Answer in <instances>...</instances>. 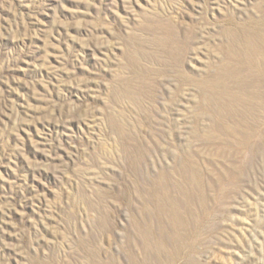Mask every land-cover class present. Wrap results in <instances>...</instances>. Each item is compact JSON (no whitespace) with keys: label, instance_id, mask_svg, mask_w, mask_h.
<instances>
[{"label":"rangeland","instance_id":"374dc122","mask_svg":"<svg viewBox=\"0 0 264 264\" xmlns=\"http://www.w3.org/2000/svg\"><path fill=\"white\" fill-rule=\"evenodd\" d=\"M263 20L264 0H0V264H155L134 222L157 233L145 213L166 194L199 228L175 264H264V99L245 118L257 156L234 177L222 131L246 99L240 30ZM174 102L177 132L159 123ZM187 162L203 185L189 201Z\"/></svg>","mask_w":264,"mask_h":264},{"label":"bare ground","instance_id":"6f19581e","mask_svg":"<svg viewBox=\"0 0 264 264\" xmlns=\"http://www.w3.org/2000/svg\"><path fill=\"white\" fill-rule=\"evenodd\" d=\"M260 22H262V21H260ZM257 24L258 23L256 22V30L254 32L252 30H250V28L248 29L247 26L246 27L243 26L240 30V31H242L241 37L245 42V52H244L245 64H244V68H245V70H247V73H248L246 76V79L248 81L246 82L244 80L246 82L244 89H246L247 91L248 90L250 91V89H253L255 91L250 92V94L249 93L247 94V91H246V96H245L246 99L236 98L234 101L235 104L230 105V108L228 106L229 109H228L227 113L233 117L234 116H236L237 118L240 117L239 123L237 121V125H235V127H231L232 125L231 126L224 125L222 127V129H223L222 131H224V133L228 137L232 138V139H230L231 140L230 141L231 146H234V148H236L237 151H240L239 152L240 157L237 158L235 160L234 165L231 166V168L233 167L232 171H229V170L226 171L225 170V173L229 177H234L235 175L237 176V174H240L244 171L242 164L240 165V163L243 162V160L249 161V162H254L255 158L257 156L256 152H257V147H258L257 143H258V139H259L258 138L259 134H258L256 128L249 125L247 120H246L247 122H245V118L254 119L256 117L255 116V111L257 109L255 107L256 100L264 99V29L257 28ZM250 26L255 27L254 25H250ZM198 34H199V36L197 37V45L195 46V49L199 48V46L201 47V45L205 42L203 40L205 31L203 29H200L198 31ZM238 36H240V35H238ZM242 39H240V40H242ZM171 42H172L171 39H168V41L165 42L164 46H166V48L169 49L170 58L173 59L175 61V63L178 64V66H181L180 64H181L182 56H183V49L181 47H175L174 45L172 46ZM238 52H240V51H238ZM232 54L235 57L237 56V54L234 52H232ZM230 74L232 76V72ZM180 77L182 78L183 81L184 80L187 82L190 81V77L186 76L185 74L180 75ZM237 77H239V76H237ZM240 84H241V82H240ZM205 92H206V89L204 87L203 93H205ZM204 100H206V96L204 97ZM207 104H208V102H207ZM174 105L176 106L177 102L172 103V105H170V106H168L166 104V106H168V107L165 108V110H166L165 115L162 116V118L159 120V123L166 130L177 132L182 123H181V119L179 118L180 112L178 113V108L177 107L175 108ZM224 106H226V105H224ZM263 106L264 105H262V107ZM224 109H222V111L220 110V115H221V113L223 114V112L226 111ZM257 111H259V110H257ZM261 111H263V110H261ZM216 117H218V116H216ZM262 122H264V121H262ZM251 123H253V122H251ZM229 124H230V122H229ZM232 124H234V123L232 122ZM259 126H261V125H259ZM260 138L262 139V136ZM183 167L185 170V174L188 175V178L184 182H182V183L180 182L181 185L179 186V188H180V191L183 194V196L187 199V201H189V200H191V196H192L193 191L196 190V188H197V190L201 191L203 185H202V181H201L200 177L198 176V173H197L198 171L195 170L192 162L184 163ZM226 167H228V166H226ZM248 167H250V166H248ZM228 169H229V167H228ZM159 174H160L162 181H164V182H162V185L165 188H167V184L165 182H166V180L168 181V178H170L172 176V173L170 172V170L162 169ZM224 179H225V177H224ZM226 179H228V178H226ZM230 180H231V178H230ZM166 193H167V191H166ZM155 200L157 201L155 211L151 212L150 210H148V211H146L145 215L146 216L150 215V217L153 216L158 220V227H157L158 231H157V233H156V230H154V228H152V226H146L143 222L138 221V220H135V222H134L135 233H136L138 239L140 240V242L143 246L142 253L144 256H148V255H149V257L154 256V258L156 260V262H154L155 264H175V262L182 256V254L184 255V253H185L184 251H187L190 254H192L196 251L195 250L196 244L198 242L196 237H197V233L199 232V228L196 226H195L196 228H194L192 226V220L189 218L190 214L187 215V217H184V215L180 213L177 203L175 201L171 200L169 194H166V196L164 198H162V196L157 197V199H155ZM204 202H202V203H204ZM188 211H189V208H188ZM165 215L168 218V223L166 222L167 224L163 220ZM200 226H203V225L201 224ZM200 228H202V227H200ZM198 238H199V235H198ZM134 243H135V241H134ZM165 254L167 255V258H168V261L166 263L163 262V255H165ZM132 258L134 261L133 263L138 264V257L135 255H132ZM149 264H151V263H149Z\"/></svg>","mask_w":264,"mask_h":264}]
</instances>
